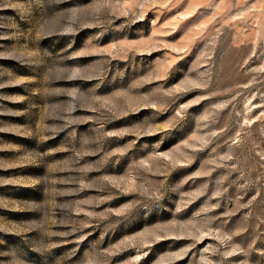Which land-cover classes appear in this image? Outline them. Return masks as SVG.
Masks as SVG:
<instances>
[{
  "label": "rangeland",
  "instance_id": "1",
  "mask_svg": "<svg viewBox=\"0 0 264 264\" xmlns=\"http://www.w3.org/2000/svg\"><path fill=\"white\" fill-rule=\"evenodd\" d=\"M0 264H264V0H0Z\"/></svg>",
  "mask_w": 264,
  "mask_h": 264
}]
</instances>
